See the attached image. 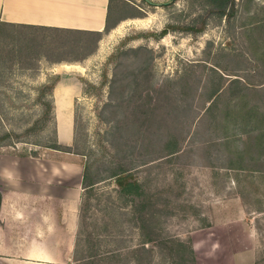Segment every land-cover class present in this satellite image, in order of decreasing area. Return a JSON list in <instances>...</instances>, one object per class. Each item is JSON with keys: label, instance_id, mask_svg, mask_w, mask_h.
I'll return each instance as SVG.
<instances>
[{"label": "rangeland", "instance_id": "obj_1", "mask_svg": "<svg viewBox=\"0 0 264 264\" xmlns=\"http://www.w3.org/2000/svg\"><path fill=\"white\" fill-rule=\"evenodd\" d=\"M229 4L111 0L84 59L96 38L1 29L0 151L91 168L73 264H182L187 245L196 264H264V0Z\"/></svg>", "mask_w": 264, "mask_h": 264}, {"label": "crops", "instance_id": "obj_2", "mask_svg": "<svg viewBox=\"0 0 264 264\" xmlns=\"http://www.w3.org/2000/svg\"><path fill=\"white\" fill-rule=\"evenodd\" d=\"M109 4L0 0V23L101 32ZM81 184L79 163L0 151V264H73Z\"/></svg>", "mask_w": 264, "mask_h": 264}, {"label": "trees", "instance_id": "obj_3", "mask_svg": "<svg viewBox=\"0 0 264 264\" xmlns=\"http://www.w3.org/2000/svg\"><path fill=\"white\" fill-rule=\"evenodd\" d=\"M216 2H219V7L222 9L221 11V16L225 15V10L228 8V6L230 5L229 2L230 0H214ZM4 25H10V24H5V23H0V31L3 28ZM117 25V22H113L112 21V6H111V0H110V4L108 6V13H107V19H106V27L104 31H85V30H68V29H58V28H54L58 31H66V32H74L79 34V36H81L82 41L83 40H89L92 38H96V44L95 46L90 47V46H82L81 49V58H87V56H89L90 54H92L99 43V40L102 38L103 33L105 32H109L112 28H114ZM11 26H16V27H22V28H45V29H49L50 27H45V26H26V25H14L12 24ZM59 80V75H54L49 81H47L45 84H43L40 88H39V98L42 99V103L46 106V111L45 114L47 116H52V113L54 111V97H53V91L56 83ZM47 119V118H46ZM77 136H76V131L73 135V144L77 146ZM61 144L59 143L58 139L56 142H54V145H47L50 148H55V149H61ZM174 148H175V144ZM74 153H80L77 151H71ZM90 166L86 163L83 166V175H82V183L85 185L84 187L87 189L93 188L95 185V182L91 179V170H90ZM117 177V182L118 184L123 188V189H131V187L133 188V185L135 186V188H138L139 185L137 182L131 184V183H127L125 184V182L123 181L124 177L120 174H114ZM90 180L89 184H86L87 181ZM175 243H177L178 245H181L182 247L185 246L184 241H182L181 239L175 238V240H173ZM188 253L189 256L191 257V260L186 259L185 256H182V258H180V261L182 264H186L184 262H190L191 264H196V258H195V251L194 248L192 246H188Z\"/></svg>", "mask_w": 264, "mask_h": 264}]
</instances>
